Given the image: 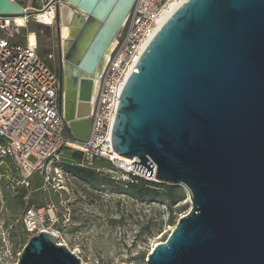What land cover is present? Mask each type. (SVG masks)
<instances>
[{
    "label": "water",
    "instance_id": "obj_1",
    "mask_svg": "<svg viewBox=\"0 0 264 264\" xmlns=\"http://www.w3.org/2000/svg\"><path fill=\"white\" fill-rule=\"evenodd\" d=\"M66 1L62 108L71 134L86 140L93 96L137 0ZM24 13L0 0V14ZM112 147L148 179L190 195L191 210L149 264H264V0H186L128 78ZM16 264L83 263L42 231Z\"/></svg>",
    "mask_w": 264,
    "mask_h": 264
},
{
    "label": "built area",
    "instance_id": "obj_2",
    "mask_svg": "<svg viewBox=\"0 0 264 264\" xmlns=\"http://www.w3.org/2000/svg\"><path fill=\"white\" fill-rule=\"evenodd\" d=\"M16 1L25 9L18 16H25L26 25L35 12L57 11L65 0H42V7H35V0ZM185 1H136L101 77L86 140L68 131L61 106L62 82L48 62L53 55H42L38 40L31 43L29 38L25 42L17 39L16 34L23 27L18 16L0 14V167L11 163L19 172L17 182L23 186L31 187V180L39 174L45 186L61 189L66 176L70 178L65 163L94 167L95 160L101 158L115 164L123 161L112 147V129L122 90L164 24L160 23L163 14H173ZM68 151L81 152L82 157L69 162ZM55 221V214L34 204L28 205L21 216L29 238L42 231L59 238V231L53 228ZM18 260L19 254L9 246L0 255V264H16Z\"/></svg>",
    "mask_w": 264,
    "mask_h": 264
},
{
    "label": "rangeland",
    "instance_id": "obj_3",
    "mask_svg": "<svg viewBox=\"0 0 264 264\" xmlns=\"http://www.w3.org/2000/svg\"><path fill=\"white\" fill-rule=\"evenodd\" d=\"M32 4L42 7L44 2L35 0ZM66 5L72 6L62 1L53 24L39 22L33 15L16 34L25 42L34 31L41 54L53 55L48 62L57 72L62 68L57 33L61 9ZM72 154H66L69 162L77 160ZM65 164L70 178L66 176L61 189L45 186L41 176L31 180V187L23 186L17 182L19 172L11 163L0 167V255L7 246L19 254L28 243L21 216L34 204L56 215L53 228L59 231V241L83 264H149L148 254L168 239L178 219L192 208L189 192L181 185H175L177 189L170 194L154 185L150 186L154 193L135 194L128 186L132 180L129 172L145 176L125 160L115 164L101 158L95 160L94 167Z\"/></svg>",
    "mask_w": 264,
    "mask_h": 264
},
{
    "label": "bare ground",
    "instance_id": "obj_4",
    "mask_svg": "<svg viewBox=\"0 0 264 264\" xmlns=\"http://www.w3.org/2000/svg\"><path fill=\"white\" fill-rule=\"evenodd\" d=\"M64 2L67 3L66 0ZM69 10H70V6L69 5H66V6H64L61 9L62 20H65V19L67 20ZM57 14H58V10L55 12L54 10L45 9V10H42V11H39V12H35L34 13V18H36V20H38L39 22H42V23H46V24H51L52 23L53 24L54 20L56 19V15ZM171 15H172V11L165 12V14H163V16H162V18L160 20V23H164ZM23 17H25V16H18V21L23 26H25ZM28 38L30 39L31 43L37 42V37H36V34H35L34 31L29 32ZM94 98H95V96H93V102H94ZM91 108H92V106H91ZM117 156L119 158H121L122 160H125L130 165L129 166L130 168L133 167L132 165H133V162L135 160H133L131 158H128V157L120 156L118 154H117Z\"/></svg>",
    "mask_w": 264,
    "mask_h": 264
},
{
    "label": "trees",
    "instance_id": "obj_5",
    "mask_svg": "<svg viewBox=\"0 0 264 264\" xmlns=\"http://www.w3.org/2000/svg\"><path fill=\"white\" fill-rule=\"evenodd\" d=\"M79 154H80V156H79ZM81 154H82L81 152L73 151V154L71 155V157L79 159L80 157H82ZM83 173H84V171H83ZM129 173L131 175L132 180L128 183V186L130 188H132L134 193L137 194L138 196H143L144 194L147 193V191L150 193H154L155 190L150 187L152 185L164 187L168 194L172 193L173 191H175V189H177V187L175 185L163 184L162 182L150 180L148 178L142 177V176L135 174L133 172H129ZM171 204L172 203H169V206H171Z\"/></svg>",
    "mask_w": 264,
    "mask_h": 264
},
{
    "label": "flooded vegetation",
    "instance_id": "obj_6",
    "mask_svg": "<svg viewBox=\"0 0 264 264\" xmlns=\"http://www.w3.org/2000/svg\"><path fill=\"white\" fill-rule=\"evenodd\" d=\"M71 7V6H70ZM58 31L60 30V25L58 26ZM57 36L59 37V42H60V46L62 45V36L61 34L58 32L57 33ZM61 62H62V67H63V59H62V54H61V51H60V56H59ZM59 76H60V79H61V82L63 80V69L61 68L60 71L58 72ZM62 88H63V85H62ZM61 93H62V90H61ZM61 106H62V97H61Z\"/></svg>",
    "mask_w": 264,
    "mask_h": 264
},
{
    "label": "crops",
    "instance_id": "obj_7",
    "mask_svg": "<svg viewBox=\"0 0 264 264\" xmlns=\"http://www.w3.org/2000/svg\"><path fill=\"white\" fill-rule=\"evenodd\" d=\"M37 176H39V177H40L41 175H39V174H36L34 177H37ZM34 177H33V178H34ZM41 177H42V176H41Z\"/></svg>",
    "mask_w": 264,
    "mask_h": 264
}]
</instances>
